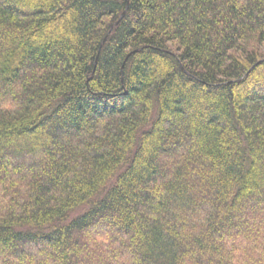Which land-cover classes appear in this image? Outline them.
Instances as JSON below:
<instances>
[{"label": "trees", "instance_id": "1", "mask_svg": "<svg viewBox=\"0 0 264 264\" xmlns=\"http://www.w3.org/2000/svg\"><path fill=\"white\" fill-rule=\"evenodd\" d=\"M263 46L264 0H0V264H264Z\"/></svg>", "mask_w": 264, "mask_h": 264}, {"label": "rangeland", "instance_id": "2", "mask_svg": "<svg viewBox=\"0 0 264 264\" xmlns=\"http://www.w3.org/2000/svg\"><path fill=\"white\" fill-rule=\"evenodd\" d=\"M260 52L264 54V46L263 47H260Z\"/></svg>", "mask_w": 264, "mask_h": 264}, {"label": "water", "instance_id": "3", "mask_svg": "<svg viewBox=\"0 0 264 264\" xmlns=\"http://www.w3.org/2000/svg\"><path fill=\"white\" fill-rule=\"evenodd\" d=\"M123 15H124V12L121 14L120 19L123 17ZM117 23H118V22H117ZM117 23H116V24H117ZM104 41H105V40H103V42H104Z\"/></svg>", "mask_w": 264, "mask_h": 264}]
</instances>
